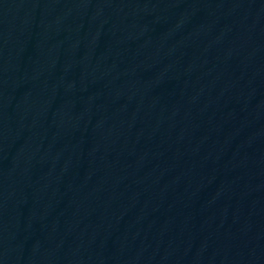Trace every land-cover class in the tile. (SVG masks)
<instances>
[{"label": "water", "instance_id": "obj_1", "mask_svg": "<svg viewBox=\"0 0 264 264\" xmlns=\"http://www.w3.org/2000/svg\"><path fill=\"white\" fill-rule=\"evenodd\" d=\"M0 264H264V0H0Z\"/></svg>", "mask_w": 264, "mask_h": 264}]
</instances>
